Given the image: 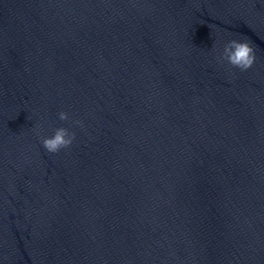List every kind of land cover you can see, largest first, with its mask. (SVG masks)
<instances>
[{"label": "water", "instance_id": "1", "mask_svg": "<svg viewBox=\"0 0 264 264\" xmlns=\"http://www.w3.org/2000/svg\"><path fill=\"white\" fill-rule=\"evenodd\" d=\"M0 264H264V0H0Z\"/></svg>", "mask_w": 264, "mask_h": 264}, {"label": "clouds", "instance_id": "2", "mask_svg": "<svg viewBox=\"0 0 264 264\" xmlns=\"http://www.w3.org/2000/svg\"><path fill=\"white\" fill-rule=\"evenodd\" d=\"M217 59L221 62L245 71L251 67L254 61L253 49L247 41L242 40H228L222 50L218 53ZM60 121H68L69 114L65 111L58 113ZM75 127H83V121L77 119L72 121ZM36 135L39 136V130L36 129ZM76 139V133L71 131L68 127H57L51 135L40 137V143L43 149L51 154H56L62 149H67L72 146Z\"/></svg>", "mask_w": 264, "mask_h": 264}]
</instances>
